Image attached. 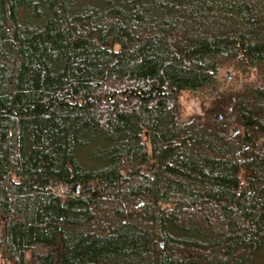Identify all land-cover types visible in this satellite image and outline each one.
<instances>
[{"label":"trees","instance_id":"1","mask_svg":"<svg viewBox=\"0 0 264 264\" xmlns=\"http://www.w3.org/2000/svg\"><path fill=\"white\" fill-rule=\"evenodd\" d=\"M230 63L264 0H0L1 264H264V87L169 107Z\"/></svg>","mask_w":264,"mask_h":264},{"label":"rangeland","instance_id":"2","mask_svg":"<svg viewBox=\"0 0 264 264\" xmlns=\"http://www.w3.org/2000/svg\"><path fill=\"white\" fill-rule=\"evenodd\" d=\"M258 85L264 87V73L256 71L255 68L230 63L220 69L216 86L199 92H183L171 99L169 107L182 121L198 125L209 121L228 123V119H231L227 128L228 134L240 136L241 127L232 117L235 95L245 86ZM259 149L263 152L264 138L259 141ZM35 252L45 253L48 250L37 248ZM30 254H27V259ZM56 264H60L59 261Z\"/></svg>","mask_w":264,"mask_h":264},{"label":"flooded vegetation","instance_id":"3","mask_svg":"<svg viewBox=\"0 0 264 264\" xmlns=\"http://www.w3.org/2000/svg\"><path fill=\"white\" fill-rule=\"evenodd\" d=\"M186 123H189V122H186Z\"/></svg>","mask_w":264,"mask_h":264},{"label":"water","instance_id":"4","mask_svg":"<svg viewBox=\"0 0 264 264\" xmlns=\"http://www.w3.org/2000/svg\"><path fill=\"white\" fill-rule=\"evenodd\" d=\"M263 152H264V149H263Z\"/></svg>","mask_w":264,"mask_h":264}]
</instances>
